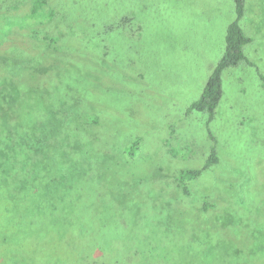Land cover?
Segmentation results:
<instances>
[{
    "label": "rangeland",
    "instance_id": "obj_1",
    "mask_svg": "<svg viewBox=\"0 0 264 264\" xmlns=\"http://www.w3.org/2000/svg\"><path fill=\"white\" fill-rule=\"evenodd\" d=\"M234 18L233 0H0V140L8 115L19 138L67 105L49 141L79 144L80 172L0 188V264H264V0L213 119L187 111Z\"/></svg>",
    "mask_w": 264,
    "mask_h": 264
},
{
    "label": "trees",
    "instance_id": "obj_2",
    "mask_svg": "<svg viewBox=\"0 0 264 264\" xmlns=\"http://www.w3.org/2000/svg\"><path fill=\"white\" fill-rule=\"evenodd\" d=\"M233 2L235 18L227 25L222 56L208 76L200 97L187 108L188 112L203 113L207 116L208 122L213 119L216 107L222 96V72L225 69L238 66L244 60L246 61L243 48L249 42V38L244 35L239 25V20L244 11L245 0H233ZM129 19L131 20L130 17L124 16L111 23L110 26L112 28H115L116 25L118 28L128 27ZM92 25L94 24H90V26ZM86 41L89 43V40L86 39ZM41 91L47 93L48 89L46 87L41 89ZM73 106V104H69L70 109ZM66 110L67 105L62 107L61 112H51L50 120L46 117L40 118V116L34 114L35 129H25L19 138L15 132L14 125L10 126L13 116H7V128L2 140H0V188L6 186L15 189L32 190L43 186L49 191V189L71 185L69 183L73 175L80 174L77 169L79 162L76 160L69 161L65 153L68 154L67 156L75 153V149L79 144H72L73 147L71 149L70 146L71 150L69 151L63 148L61 141H49V139L57 136L60 124L72 116V111L66 113ZM86 127L88 126L84 125L82 128ZM137 143L138 141L134 142L133 146L137 145ZM68 144L66 142V146ZM56 151H58V156H61L62 159L58 160L55 158ZM63 158L66 160L64 161ZM217 162L218 157L214 147H212L200 168L181 170L176 175L173 179L174 186L182 191V195L189 194L186 190V184L197 179L204 170ZM205 209H207L206 206H204L203 210ZM92 250L98 251L97 245Z\"/></svg>",
    "mask_w": 264,
    "mask_h": 264
},
{
    "label": "crops",
    "instance_id": "obj_3",
    "mask_svg": "<svg viewBox=\"0 0 264 264\" xmlns=\"http://www.w3.org/2000/svg\"><path fill=\"white\" fill-rule=\"evenodd\" d=\"M249 41H250V39H249Z\"/></svg>",
    "mask_w": 264,
    "mask_h": 264
}]
</instances>
